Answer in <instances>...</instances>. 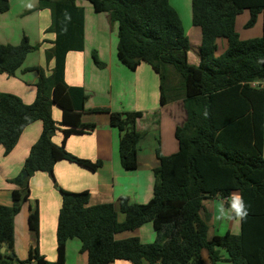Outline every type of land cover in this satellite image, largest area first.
Here are the masks:
<instances>
[{
	"label": "trees",
	"instance_id": "obj_1",
	"mask_svg": "<svg viewBox=\"0 0 264 264\" xmlns=\"http://www.w3.org/2000/svg\"><path fill=\"white\" fill-rule=\"evenodd\" d=\"M98 13H108L118 28L117 57L136 71L148 63L160 77L161 103L182 101L186 120L176 129L178 151L159 156L153 197L147 203H132L122 197L117 203L90 205V192L61 189L62 206L57 228L58 258L47 259L33 245L26 259L15 252V218L31 198V178L37 172L54 176L58 162L66 160L96 171L103 162L79 157L67 149L72 135L92 133L95 123L83 121L88 96L85 89L66 81L70 51L84 50V11L77 0H39L40 8L52 12L47 33L56 35L47 60L55 65L50 75L42 67L37 95L27 104L17 94L0 93V145L5 155L17 146L24 130L36 121L43 131L32 146L22 172L9 182L13 203L0 204V264H66L67 244L79 239L88 264L126 260L132 264H204L207 251L213 264H264V0H192L193 25L201 29L200 62L189 61L191 43L177 9L170 0H84ZM9 0H0L7 12ZM249 11L246 27L262 19L259 39H242L237 18ZM69 14L70 21L65 19ZM227 47L218 54L219 40ZM40 45V44H39ZM29 37L18 45L0 44V73L15 76L28 55L35 51ZM98 67L106 63L93 52ZM62 110L57 122L53 109ZM110 113L111 125L121 134L119 152L127 171L138 168V131L142 111ZM63 132L56 144L53 136ZM26 173V174H25ZM242 194L249 215L240 233L228 230L209 237L212 214L206 201ZM123 213L124 220L119 219ZM152 224L157 238L152 243L140 237L117 239L116 235ZM29 227L37 242L40 230L38 202L30 206ZM226 255H222V251Z\"/></svg>",
	"mask_w": 264,
	"mask_h": 264
},
{
	"label": "crops",
	"instance_id": "obj_2",
	"mask_svg": "<svg viewBox=\"0 0 264 264\" xmlns=\"http://www.w3.org/2000/svg\"><path fill=\"white\" fill-rule=\"evenodd\" d=\"M9 2V10L0 12V44L18 45L24 37H29L32 43L36 40L38 43L33 44H40L41 49L37 51V58L31 56L32 52L28 55L23 67L15 76L0 73V93L17 94L24 102L31 104L36 99L39 79V74L34 69L42 67L50 75L55 65L54 60L48 61L46 57V50L53 47L56 38L54 33L46 32L52 23V12L48 8H40L39 0H9ZM77 5L84 11L85 47L82 51L75 50L68 53L66 81L72 86L85 89L88 99L83 121L95 123L96 129L89 134L70 136L66 145L73 154L92 161L101 160L103 165L93 171L63 160L56 164L53 177L45 172H37L31 178L30 201L27 202L28 205L23 204L15 223V250L21 259L28 257L29 250L35 242L30 232L29 215L30 206H35L36 202L40 207V230L36 242L40 252L47 259L55 261L58 258L59 215L56 209L57 206L61 208L62 205L61 189L73 192L89 191L90 205L117 203L122 197L128 198L132 203L149 202L153 197L156 182L154 171L160 163L158 154L170 155L178 151L176 129L186 120V110L182 101L169 102L165 105L161 103L160 77L151 65L144 62L136 71H132L120 63L117 57L118 28L111 22L109 14L98 13L91 4L79 3L78 0ZM34 9L39 13L31 16L29 12ZM260 34L262 35L261 28ZM219 45V52L223 49L221 52L223 53L227 41L219 40ZM94 51H97L99 59L106 63L105 68L97 66L93 57ZM199 62L200 59L195 61V64ZM100 109L144 113L137 123L138 131L143 133L144 137L139 143L136 170L127 171L123 168L119 152L120 131L111 125L110 113L97 111ZM53 116L57 122H60L62 110H53ZM42 131V121L29 125L17 146L7 156L4 146L0 145V204L13 203L12 193L17 186L10 183L9 179L15 178L22 172L30 150ZM53 141L61 144L63 132L57 131ZM119 219L123 221L124 216L120 215ZM150 225L152 224L119 233L116 238L121 240L140 237L142 241L152 243L156 240L157 234L153 225ZM226 225L227 228L222 233L228 230L240 233L241 222L239 225L238 220H226ZM23 242L26 249L23 248ZM81 246L82 243L77 238L68 241L66 264H70V254L73 249L80 258L78 260L75 257L73 264H88V253H82ZM222 254L225 256L226 252L222 251ZM203 256L206 264L205 253ZM118 261L120 260L110 264H119ZM144 264L148 263L144 262Z\"/></svg>",
	"mask_w": 264,
	"mask_h": 264
},
{
	"label": "rangeland",
	"instance_id": "obj_3",
	"mask_svg": "<svg viewBox=\"0 0 264 264\" xmlns=\"http://www.w3.org/2000/svg\"><path fill=\"white\" fill-rule=\"evenodd\" d=\"M78 2L79 3L83 2L85 4L90 5L89 2L84 1V0H78ZM170 2L177 9V11L181 17L182 23H183V25H184L187 33H188V36L190 38V43H191V51L189 54L190 55L189 58H190L191 63L195 64V61H199V59H200L199 58V54H200L199 51H200V45H201V40H202V37H201L202 33H201V29L199 27L193 25V21H192V19H193L192 18V0H170ZM29 13H31V16H35L36 14L39 13V11L37 9H34V10H30ZM249 19H250L249 11H245L242 15L238 16V18H237L236 29H237L238 33L240 34L241 38L242 39H248V38L259 39V38H261L262 35L260 34V28L262 29V19L260 18L259 21L254 26L248 28V27H246V25L249 22ZM220 40L222 42H224V41L226 42L225 39H220ZM33 43H38V42H36V40H34ZM40 49H41L40 45L38 44L37 49L32 52L31 56L37 58V56H38L37 51H40ZM222 50L223 49H221V52H222ZM221 52L218 51V54ZM58 109L61 110V108L55 106L53 110L57 111ZM57 131H61V130H57ZM55 134H54V136H55ZM54 136H53V138H54ZM154 173H155V171H154ZM218 199H221V198H216V199L206 201V207H207L208 211L212 214L211 221H210L211 229L209 231V237L210 238H212V236H214V235L224 234V233H222V231L227 228L226 221H217L215 219V205H216ZM61 204H62V196H61ZM24 205H28V203L25 202ZM56 210H57V214L59 215L61 208H58V206H57ZM21 211H22V209H21ZM21 211L19 212V214L21 213ZM54 212H53V214H54ZM120 215L125 216L123 213H120L119 216ZM51 221H52V219H51ZM15 223H16V218H15ZM148 224L149 223H147V226H148ZM238 224L240 225V221H238ZM225 225H226V227L224 228ZM150 226H152V225H150ZM30 232H31L32 240L34 239V241H35L33 244L35 246L37 244L36 235L32 231H30ZM77 240H79V239H77ZM23 244H24L23 248L26 249L25 242H23ZM15 252H16V250H15ZM77 253H79V252L77 251ZM204 253H205L206 264H213L208 253L206 251H204ZM16 255H17V253H16ZM222 255L224 256V254H222ZM75 257H77L78 260L80 259L73 249L71 251V254H70V264L74 263ZM203 259H204V256H203ZM118 262H119V264H130L129 262L121 261V260ZM216 264H230V263L227 261H219Z\"/></svg>",
	"mask_w": 264,
	"mask_h": 264
},
{
	"label": "clouds",
	"instance_id": "obj_4",
	"mask_svg": "<svg viewBox=\"0 0 264 264\" xmlns=\"http://www.w3.org/2000/svg\"><path fill=\"white\" fill-rule=\"evenodd\" d=\"M29 7L31 5H28ZM65 19L70 21L69 14H65ZM249 215V206L245 202L242 194L234 192L229 197L218 199L215 205V219L217 221L238 220L244 221Z\"/></svg>",
	"mask_w": 264,
	"mask_h": 264
},
{
	"label": "water",
	"instance_id": "obj_5",
	"mask_svg": "<svg viewBox=\"0 0 264 264\" xmlns=\"http://www.w3.org/2000/svg\"><path fill=\"white\" fill-rule=\"evenodd\" d=\"M6 252H7V245H6V243L0 244V253L5 254Z\"/></svg>",
	"mask_w": 264,
	"mask_h": 264
}]
</instances>
